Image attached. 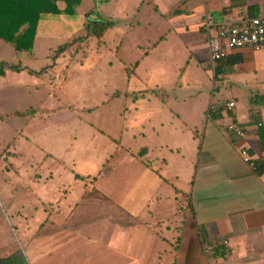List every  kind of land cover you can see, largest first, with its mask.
I'll list each match as a JSON object with an SVG mask.
<instances>
[{"label":"crops","instance_id":"0c3cea01","mask_svg":"<svg viewBox=\"0 0 264 264\" xmlns=\"http://www.w3.org/2000/svg\"><path fill=\"white\" fill-rule=\"evenodd\" d=\"M135 4L132 16L144 11V3L136 0ZM59 7L63 10L65 5L59 3ZM148 7L164 19L168 34L177 32L185 37L189 47L198 52V63L216 78L218 65L211 61L203 21L206 17L221 21L235 12L257 16L264 12V0H149ZM133 23L140 25L135 17ZM0 62H19L23 67L20 72L0 76L1 160L12 136L30 130L25 138L31 141L41 133L34 128L36 124L43 126L37 120L44 116L53 120L49 116L53 111L27 107L29 96L41 88L37 75L41 69L26 67L19 52L1 39ZM189 65L190 61L184 69ZM222 70L220 80L227 75L242 77L241 88L253 83L258 90L255 96L264 95L260 91L264 88V50L232 51ZM42 80L54 93L56 85H62L57 75L46 74ZM152 92L156 94V90ZM251 100L243 104L238 99L213 103L222 109L234 102L236 108L231 113L220 109L221 117L209 121L205 129L215 97L200 120L189 121L185 127L175 119L163 121L156 114L149 121L153 124L149 143L138 148V136L142 142L148 139L143 131L136 135V150H124L120 143L104 157L108 160L100 163L94 178L93 161L81 172L65 165L73 181L84 184L75 200H71L73 188L67 183L57 187L61 195L55 203L38 197L16 205L1 194L0 206L6 217L0 222V238L9 239L7 249L23 246L7 256L22 251L29 264H264V175L258 177L241 156L246 150L253 162L264 160V105L252 106ZM27 110L40 112L27 116L29 122L21 129L9 126L10 119H26L20 114ZM231 123L246 132L244 139L225 134ZM190 126L199 140H191ZM32 140L36 144L35 137ZM49 158L46 156L45 161ZM37 165L35 171L40 170V163ZM49 176V180L56 178L52 173ZM36 178L41 180V175L36 174ZM189 193L194 212H183L180 207ZM3 198L7 200L5 206Z\"/></svg>","mask_w":264,"mask_h":264},{"label":"rangeland","instance_id":"374dc122","mask_svg":"<svg viewBox=\"0 0 264 264\" xmlns=\"http://www.w3.org/2000/svg\"><path fill=\"white\" fill-rule=\"evenodd\" d=\"M94 1H84L74 16L43 15L33 50L19 52L26 67L41 69L40 75L37 74L41 88L29 96L27 107L52 110L49 116L53 120L48 116L37 120L43 126L34 127L41 132L34 136L36 144L32 142L34 137L31 141L25 138L30 130L24 133L21 130L11 138L14 145L6 144L3 148L7 152L0 160V195L7 202L21 205L41 197L55 203L61 195L57 188L61 183L73 188L70 196L75 200L84 184L75 183L65 165L81 172L85 164L93 161L94 178L100 163L108 160L104 157L120 143L124 150H136V135L141 131L148 139L142 142L138 136V148L149 143L153 132L149 121L154 115L163 121L175 119L185 127L189 121L200 120L213 97L216 101L212 104L222 99H238L243 104L258 91L253 83L241 88L242 77L227 75L224 80H216L206 72L197 61L198 52L189 47L185 37L177 32L167 33L164 19L155 16L148 7L149 0H138L144 3V11L133 16L130 11L136 0H109L110 6L109 1L107 4L99 0V10L93 8ZM97 11L101 21L110 24L104 43L99 44L96 38L78 42L87 36L88 18L98 19ZM134 17L140 25L133 23ZM164 35L165 39L158 43ZM67 44H72L69 50L58 54ZM188 61L190 65L184 69ZM46 74L60 77L62 85L60 88L56 85V93L43 86L42 77ZM260 91L264 92V88ZM24 107L21 104L20 108ZM27 118L10 119L9 126L21 129L29 122ZM188 130L191 140L194 137L199 140L192 126ZM46 156L50 158L45 161ZM35 163H40L39 171H35L38 167ZM38 173L41 180L36 178ZM50 173L55 175L54 180H49ZM5 217L0 206V222ZM7 243L8 238H0V257L22 250L23 246L18 244L7 249Z\"/></svg>","mask_w":264,"mask_h":264},{"label":"trees","instance_id":"16d2710c","mask_svg":"<svg viewBox=\"0 0 264 264\" xmlns=\"http://www.w3.org/2000/svg\"><path fill=\"white\" fill-rule=\"evenodd\" d=\"M83 1L85 0H0V39L11 44L17 52L32 51L37 28L43 15L65 14L68 16H74L77 13V8L82 4ZM108 1L109 0H103L104 3H107ZM59 3H63L65 5L63 10L60 9ZM99 3V0H95L93 8L96 7V9L99 10ZM96 14L98 16L97 20H92L90 17L88 18L87 36L86 38H80L78 42H82L88 38H96L99 44L104 43V39L110 28V24L101 21V15L98 11ZM71 45L72 44H67L61 47L57 53L61 54L68 51ZM226 59L227 56L216 62L218 65L216 69V80H218V77L222 76L224 73L222 69L223 62H225ZM22 70L23 67L21 64L0 62V76H5L10 71L20 72ZM116 96H118V94H116ZM250 103L252 106L264 105V95L254 96ZM38 112L40 111L27 110L20 115L33 117ZM219 117H221V115H218V112H213L211 114L207 112L204 122V129L207 127L209 121H214ZM11 145H13V143L9 144L7 147H11ZM6 152L7 151L5 150V153ZM254 164V172L258 177H262L264 175V160L254 161ZM195 180L196 176L193 177L191 186L194 185ZM185 199V203L180 207V210L183 212L187 210L194 212L192 193L187 194ZM201 234L203 237H205L203 230L201 231ZM214 251L215 248L212 249L211 258H213ZM0 264L29 263L23 252L17 251L7 257H0Z\"/></svg>","mask_w":264,"mask_h":264},{"label":"built area","instance_id":"2783aa9c","mask_svg":"<svg viewBox=\"0 0 264 264\" xmlns=\"http://www.w3.org/2000/svg\"><path fill=\"white\" fill-rule=\"evenodd\" d=\"M203 28L208 35V45L210 58L213 63L235 50L252 49L255 52L264 50V12L257 16H252L247 12H235L221 21H216L212 17H206L203 21ZM222 77L219 76L220 80ZM236 108V103H227L221 110L225 113L232 112ZM215 105H211L209 114L220 112ZM225 134L234 136L237 140L246 137V132L238 125L231 123L226 127ZM241 156L253 169L254 162L248 156L246 150L241 151Z\"/></svg>","mask_w":264,"mask_h":264}]
</instances>
